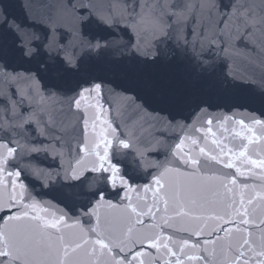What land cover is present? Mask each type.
Returning <instances> with one entry per match:
<instances>
[{"label": "snow or ice", "instance_id": "6c2138e0", "mask_svg": "<svg viewBox=\"0 0 264 264\" xmlns=\"http://www.w3.org/2000/svg\"><path fill=\"white\" fill-rule=\"evenodd\" d=\"M34 4L19 3L20 15L0 9V112L11 123L18 102L35 96L47 107L59 97L60 113L77 116L78 137L55 138V160L64 147L71 156L73 141L78 157L69 168L65 200L80 199L79 185L98 174L104 186L89 190L94 199L81 205L84 213L96 220L101 201L116 203L108 200L106 188L126 201L125 189L133 181L122 171L120 149L138 161L173 158L185 168L199 166L203 157L193 152L221 153L230 171L235 165L227 159L242 153L249 162L245 171H264V45L258 52L252 49L255 57H241L244 71L228 68L221 56L234 51V40L239 47L240 17L246 10L264 9V0H220L218 10L203 0H84L70 30L33 18ZM255 30L243 28L245 35ZM27 111L21 107L16 115L24 117ZM38 123L32 115L20 131L0 130L4 183L22 190L24 181L53 186L54 181L39 179L48 167L41 157V152L49 155L51 145L47 125L37 137L43 149L22 153L16 140L29 130L35 134ZM171 168L168 164L153 175L157 167H148L152 179L145 186L162 188ZM232 264H264V236L253 241L249 228Z\"/></svg>", "mask_w": 264, "mask_h": 264}, {"label": "water", "instance_id": "95a60500", "mask_svg": "<svg viewBox=\"0 0 264 264\" xmlns=\"http://www.w3.org/2000/svg\"><path fill=\"white\" fill-rule=\"evenodd\" d=\"M24 0H2L0 9L8 7L9 11L20 15L19 3ZM84 0H35L33 18L53 27L71 29L79 14ZM107 2V0H105ZM206 5H214L219 9L220 0H203ZM225 4L230 0H223ZM259 4V0H257ZM251 13V14H250ZM217 12H213V19ZM241 30L239 36H243L238 48L233 41L234 51L221 53L228 68L244 71L245 65L241 57H255L252 51L257 52L264 45V9L257 7L249 9L240 17ZM209 23H211L209 21ZM256 29L245 35L243 28ZM42 35V33H38ZM59 35V34H58ZM236 39H239L237 37ZM228 68H224L227 71ZM251 71V69H249ZM258 75V73H257ZM60 99L57 102L48 101L46 104L37 103V97L24 99L18 102L12 109L14 115L11 123L3 119L0 112V130L12 131L15 127L18 131L29 116L34 115L39 123L35 134L31 130L17 137L30 147L43 149L46 145L37 141L47 125V140L49 145L48 157H53L59 150L55 149L57 134L65 139L71 136L78 137L79 129L76 125L77 116L67 114V117L59 111ZM21 107L27 108L24 117H19ZM44 109V111H41ZM65 112L67 108L65 106ZM241 114H236L240 118ZM245 118H249L245 115ZM132 127L131 124L128 131ZM3 135V131H0ZM27 141V143H26ZM36 141L35 143H31ZM72 153L69 156L68 148L64 147L60 152V163L67 169L78 159L75 152V142L71 144ZM117 158L123 165L122 171L132 178L133 187L125 189L127 200L105 189L109 201L127 217L151 232L153 235L167 242L197 264H232L239 245L247 239L249 228L253 241L259 242L264 236V171L257 173L255 170L245 171L249 163L246 158H241L242 153H233L227 159L228 165H235L234 171L222 162L221 153L209 155L207 153L193 152V156L200 158L199 166L188 164L185 168L173 158L157 160L156 157H145L138 161L131 153L124 154L120 149ZM43 153V152H42ZM215 161V162H213ZM239 161L237 165L236 162ZM171 164V170L163 177V187H146L151 182V176L147 174L148 167H157L153 175H157L166 165ZM251 176V180L242 177ZM92 188L103 187L98 174L84 180ZM259 223L261 227H254Z\"/></svg>", "mask_w": 264, "mask_h": 264}]
</instances>
